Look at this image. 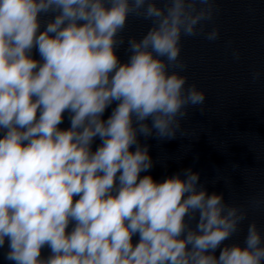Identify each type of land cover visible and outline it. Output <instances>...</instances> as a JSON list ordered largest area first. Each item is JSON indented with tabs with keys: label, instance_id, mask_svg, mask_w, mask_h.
Returning a JSON list of instances; mask_svg holds the SVG:
<instances>
[{
	"label": "clouds",
	"instance_id": "obj_1",
	"mask_svg": "<svg viewBox=\"0 0 264 264\" xmlns=\"http://www.w3.org/2000/svg\"><path fill=\"white\" fill-rule=\"evenodd\" d=\"M215 2L0 0V248L7 241L8 261L264 264L255 221L243 243H225L248 208L209 194L198 172L141 176L153 161L139 137L175 139L189 107L204 111V92L181 74V41L220 38L218 27L206 30ZM130 16L152 26L128 38L122 62ZM231 54L239 61L238 48ZM251 75L255 83L261 72ZM262 203L253 198L250 207Z\"/></svg>",
	"mask_w": 264,
	"mask_h": 264
}]
</instances>
